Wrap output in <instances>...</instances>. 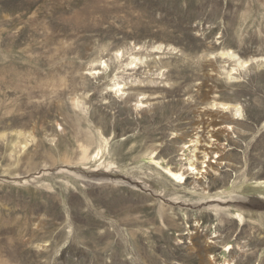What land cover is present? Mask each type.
I'll list each match as a JSON object with an SVG mask.
<instances>
[{
  "label": "rangeland",
  "instance_id": "374dc122",
  "mask_svg": "<svg viewBox=\"0 0 264 264\" xmlns=\"http://www.w3.org/2000/svg\"><path fill=\"white\" fill-rule=\"evenodd\" d=\"M227 263L264 264V0H0V264Z\"/></svg>",
  "mask_w": 264,
  "mask_h": 264
},
{
  "label": "bare ground",
  "instance_id": "6f19581e",
  "mask_svg": "<svg viewBox=\"0 0 264 264\" xmlns=\"http://www.w3.org/2000/svg\"><path fill=\"white\" fill-rule=\"evenodd\" d=\"M118 55V53H116V55H115V58H114V63L116 64L115 66V69H113L114 70V73H113V75H111L112 77L110 78V79H115L118 75H117V73L118 72H122V70L123 69H131V68H135L136 66H137V62L136 61H134L133 62V60H130V61H128V62H125V63H123V61H122V55L121 54H119L120 56H117ZM120 57V58H119ZM124 58V57H123ZM132 58H134V59H137V60H139L140 58H139V56H133ZM140 61H142V59H140ZM139 61V62H140ZM113 62V61H112ZM113 63V64H114ZM112 64V65H113ZM113 67V66H112ZM136 69V68H135ZM126 71V70H125ZM135 71V70H134ZM124 73V72H123ZM127 73V72H126ZM125 73V74H126ZM121 74V73H120ZM114 84H119V82L117 81H115V83ZM113 84V85H114ZM121 87H117V89H120ZM121 89H123V88H121ZM122 93V92H121ZM224 106L226 107L227 105H225L224 104ZM191 160L189 161V168L190 169H196L195 167L196 166H194V164H195V160L193 159V158H190ZM153 161L154 162H156V163H158L155 159H153ZM162 170L166 173V175H168L169 176V178L170 179H172L174 182L176 181V182H182V181H184V173L183 172H181V171H176V170H173V169H171L169 166H163L162 167ZM236 214V217L238 218V220L240 221V222H242V216L240 215V213H238V212H236L235 213ZM231 248V245H228L227 246V248L226 249H230ZM228 264V263H227Z\"/></svg>",
  "mask_w": 264,
  "mask_h": 264
}]
</instances>
